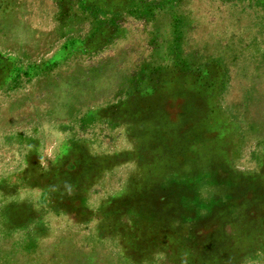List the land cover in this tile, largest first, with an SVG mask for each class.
Instances as JSON below:
<instances>
[{"label": "rangeland", "instance_id": "rangeland-1", "mask_svg": "<svg viewBox=\"0 0 264 264\" xmlns=\"http://www.w3.org/2000/svg\"><path fill=\"white\" fill-rule=\"evenodd\" d=\"M119 1L0 0V264H264V0Z\"/></svg>", "mask_w": 264, "mask_h": 264}, {"label": "crops", "instance_id": "crops-1", "mask_svg": "<svg viewBox=\"0 0 264 264\" xmlns=\"http://www.w3.org/2000/svg\"><path fill=\"white\" fill-rule=\"evenodd\" d=\"M120 6V1L119 0H115V7L118 8ZM109 27H104L103 31H102V36H105L108 34ZM154 68V67H152ZM156 68V67H155ZM157 79L153 78V80L150 81V85H157V86H163V87H167L168 85L172 84V80L171 79H161L159 80L160 83H157ZM203 82V81H202ZM205 83V82H204ZM202 83V84H204ZM214 84V82H212V80L210 79V86H212ZM198 85V83H197ZM177 89L182 92V95L180 97H187L188 95V90H187V84L186 82L183 84L181 83V81L179 83H176ZM162 90H164V88H160L158 89L155 93H146L145 95H142L138 92H134L132 95L128 96V97H169L170 94L166 91L167 94H163ZM165 91V90H164ZM161 92V93H160ZM212 92L213 90L211 89V97H212ZM193 93V91L191 92Z\"/></svg>", "mask_w": 264, "mask_h": 264}]
</instances>
